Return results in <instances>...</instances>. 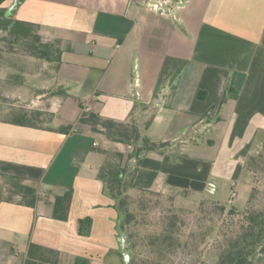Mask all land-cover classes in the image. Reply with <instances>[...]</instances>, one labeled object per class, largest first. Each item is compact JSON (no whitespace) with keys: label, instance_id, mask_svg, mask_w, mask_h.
Segmentation results:
<instances>
[{"label":"crops","instance_id":"crops-1","mask_svg":"<svg viewBox=\"0 0 264 264\" xmlns=\"http://www.w3.org/2000/svg\"><path fill=\"white\" fill-rule=\"evenodd\" d=\"M156 1L165 3L148 4ZM11 13L36 24L54 51L50 60L0 56L2 90L26 102L0 112L47 116L0 118V173L38 181L34 206L0 200V264H23L32 240L63 264H108L119 212L97 176L103 152L128 157L151 113L144 134L170 145L142 156L135 188L194 204L204 195L226 202L229 186L247 200L244 163L264 143V0H20ZM168 57L183 67L174 92L165 83L154 97ZM68 188V218L55 219V196ZM84 217L88 236L77 229Z\"/></svg>","mask_w":264,"mask_h":264},{"label":"trees","instance_id":"trees-1","mask_svg":"<svg viewBox=\"0 0 264 264\" xmlns=\"http://www.w3.org/2000/svg\"><path fill=\"white\" fill-rule=\"evenodd\" d=\"M6 0H0V56L1 53H24L36 58L50 60L54 51L53 43L43 41L38 32L37 25L31 22L16 19L12 13H8L5 6ZM184 62L172 57L165 59L160 75L154 90V97H157L160 89L166 83L171 93L176 87L177 78L181 72ZM153 113L143 123V130L137 132L133 144V150L128 157L118 151H104L105 160L98 170V178L103 182L104 191L115 200L117 210L123 214L121 227L128 239L131 237L130 225L140 213L145 214L146 207H152V197H162L163 194L155 191L137 189L133 186V179L140 166L142 156L148 152H164L170 145L169 142H155L146 134L145 129L150 124ZM37 117V114L27 112L17 114L15 122L30 124V119ZM264 146V143H263ZM264 160L263 153L249 155L244 163V168L252 173L253 179L257 182L256 165L258 161ZM6 180L7 196L0 192V200L16 201L20 204L34 206L38 181L19 176H12L0 173ZM258 187L254 184L247 205L238 209L230 205L226 210L227 215L232 216V221L221 220L214 228L211 225L203 234L193 239L192 249L197 251L200 246L212 237V250L214 261L212 264H254L256 255L264 252V203L257 200L255 191ZM164 196V195H163ZM167 197V196H165ZM72 199V188H68L63 194L56 195L54 199L53 218L67 220L68 211ZM171 200V197H167ZM139 202V210H133L132 204ZM213 203L216 208L225 212L227 204H221L212 199H203L197 209H184L167 207L159 211L158 219L151 226L147 223L144 227L148 231L147 242L141 247L146 251L138 252L145 257L141 264H174L178 253H189L191 250L190 237L183 230L184 221L187 217L196 215L203 206V203ZM238 215V219L234 216ZM150 226V227H149ZM148 228V229H147ZM77 229L80 235L88 236L91 229L90 217L79 218ZM119 255L120 252L117 250ZM136 255L133 252V258ZM23 264H63L61 253L53 248L32 240L29 243L26 257ZM72 264H104L103 261L85 256H76Z\"/></svg>","mask_w":264,"mask_h":264},{"label":"rangeland","instance_id":"rangeland-1","mask_svg":"<svg viewBox=\"0 0 264 264\" xmlns=\"http://www.w3.org/2000/svg\"><path fill=\"white\" fill-rule=\"evenodd\" d=\"M12 1V0H11ZM9 1V2H11ZM9 4V3H8ZM1 54H7V53H1ZM9 86V85H8ZM7 84H4V87H8ZM0 107H3V109L7 110L8 108H19L21 105H25V101H21L18 97L16 92H11L10 90H7V88L2 90V85H0ZM17 115L9 114V113H2L0 112V118H13ZM37 119H40L38 122L43 123L46 119V115H40L37 116ZM37 121V120H36ZM260 153H263L264 155V146L262 145L257 152L251 154V155H258ZM256 177L257 182L253 179V175L250 172V191L249 195L247 197V200H245V196L243 194H239L236 197L230 196V187L228 186L226 189V196H222L221 199L226 201H217L221 204H227V209H225V212L219 211L216 206L213 203L205 202L203 203L202 208L196 215H192L190 217H187L184 221V227L183 230L187 233V235L190 237V245H188L189 249L191 250L189 253H178L177 257L174 259V264H212L214 261V252L212 250V237H208V241L206 244L200 246V248L195 251L192 249L191 242L194 241L193 239L199 238L203 232L207 230V228L211 225L216 226L221 222V220L226 221H232L231 217L227 215V211L230 205L235 206L238 209H243L248 202V199L251 194V188L255 184L258 187V191H255V195L258 201L264 203V160L258 161L256 165ZM8 185L6 184V180L0 176V192L2 191L4 196H7L6 188ZM163 194V193H161ZM164 195V196H163ZM162 197H152L151 206L152 207H146L145 208V214L140 213V215H137L135 220L130 225V232L131 237L128 239V249L132 251V256L130 263L131 264H141L140 260H146L145 257L140 256L138 252H145L146 250L143 249L142 245H144L147 242V235L148 231H145L144 227L146 225L154 224L159 215V211L163 210L167 207H172L173 209L177 208H184L189 210L197 209L198 205L203 199H211L209 198V195H204L201 197L196 203L191 204V201L188 198L184 197H178L175 202L172 195L169 194H163ZM171 197V200H168L167 197ZM220 197V196H219ZM246 201V202H244ZM142 205H140L139 202H134L132 204V208L134 211L137 209L139 210ZM189 207V208H187ZM236 219H238V215L234 216ZM144 223H147L144 225ZM149 226V227H150ZM148 229V228H147ZM128 238V237H127ZM142 246V247H141ZM264 248V245H263ZM135 251L136 255L133 258V252ZM114 258L110 259V262L108 264H124L122 255H119L117 253V250L115 251ZM147 264V263H145ZM169 264V263H168ZM254 264H264V252H260L256 255L254 259Z\"/></svg>","mask_w":264,"mask_h":264},{"label":"water","instance_id":"water-1","mask_svg":"<svg viewBox=\"0 0 264 264\" xmlns=\"http://www.w3.org/2000/svg\"><path fill=\"white\" fill-rule=\"evenodd\" d=\"M20 0H14L12 5L8 9V13L12 12V9L15 8V6L19 3ZM123 219V214H120L118 220H117V234H118V244H119V252L122 255L123 263L124 264H131V256L132 251L128 249V238L125 233V231L121 227V222Z\"/></svg>","mask_w":264,"mask_h":264},{"label":"built area","instance_id":"built-area-1","mask_svg":"<svg viewBox=\"0 0 264 264\" xmlns=\"http://www.w3.org/2000/svg\"><path fill=\"white\" fill-rule=\"evenodd\" d=\"M165 2L162 1H156V2H149L148 4L150 6H152L153 8H161V6L164 4ZM80 109L82 113H86L89 112L91 110V105L89 102L82 100L80 103ZM234 195V193H233Z\"/></svg>","mask_w":264,"mask_h":264}]
</instances>
